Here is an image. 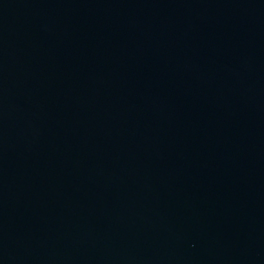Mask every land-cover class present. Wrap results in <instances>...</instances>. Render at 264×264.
<instances>
[{
	"label": "water",
	"instance_id": "water-1",
	"mask_svg": "<svg viewBox=\"0 0 264 264\" xmlns=\"http://www.w3.org/2000/svg\"><path fill=\"white\" fill-rule=\"evenodd\" d=\"M0 264H264V0H0Z\"/></svg>",
	"mask_w": 264,
	"mask_h": 264
}]
</instances>
